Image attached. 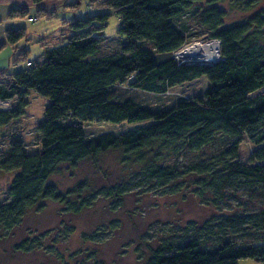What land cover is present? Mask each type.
<instances>
[{
    "label": "trees",
    "instance_id": "16d2710c",
    "mask_svg": "<svg viewBox=\"0 0 264 264\" xmlns=\"http://www.w3.org/2000/svg\"><path fill=\"white\" fill-rule=\"evenodd\" d=\"M214 1L90 0L91 7L110 11L65 22V43L47 49L41 61L28 62L21 53L14 64L26 62V67L0 72V100H13L10 110H0L1 139H9L0 168L13 173L7 187L11 199L0 202V227L18 224L44 200L72 203L76 209L88 202L84 196L93 192H87V180L65 193L50 181L59 165L76 168L84 159L118 149L125 161L135 162L150 181L161 179L164 186L177 176L183 155L202 156L222 140L223 147L209 162H197V171L209 176L221 197L234 183H248L246 198H239L237 211L217 218L219 223H211L213 218L197 226L187 242L159 244L144 264H239L246 258L264 264V7L226 25V12ZM235 1L249 10L262 0ZM25 14L23 9L20 15ZM111 14L120 20L122 45L102 55L100 38ZM187 15L207 30L209 39L220 40L219 61L177 62L174 52L191 42L188 26L180 22ZM6 36L15 45L26 32L12 29ZM200 78L208 82L202 96L180 99L164 109L142 105L120 89L166 95ZM31 92L48 99L35 127L40 134L36 150L26 148L20 130L7 135L1 131L25 114ZM88 122L134 125L87 137ZM244 136L257 146L250 158L255 165L239 160ZM103 190L111 196L121 193L117 186ZM237 235L245 238L238 241Z\"/></svg>",
    "mask_w": 264,
    "mask_h": 264
},
{
    "label": "rangeland",
    "instance_id": "374dc122",
    "mask_svg": "<svg viewBox=\"0 0 264 264\" xmlns=\"http://www.w3.org/2000/svg\"><path fill=\"white\" fill-rule=\"evenodd\" d=\"M213 3L225 10L226 25L244 21L264 7V0L249 10L243 6L242 1L215 0ZM101 11L110 10L100 9L97 5L91 7L90 0H82L77 6L79 17L92 16ZM180 22L188 26L185 33L191 42L209 39V33L199 27L193 15L183 17ZM119 24L117 15L111 14L100 38L102 55L120 49L122 41L117 33ZM52 30L50 34L55 33L56 38L62 41L57 45L66 42L68 29L55 27L50 32ZM39 48L38 43L31 45L30 59H37ZM184 60L194 63L198 58L190 56ZM207 86L208 82L200 78L183 83L166 95L128 87L120 89L131 94L142 105L164 109L180 99L202 96ZM28 101L21 121L12 123L3 131L7 135L20 130L18 134L22 133L20 137L26 148L36 150L40 147V134L35 127L44 117L48 99L31 92ZM11 103L13 106V101ZM137 124L144 125L146 122ZM130 125L134 124L88 122L85 130L87 137H92L102 132L118 133L127 130ZM2 136L3 133L0 134V161L9 148V139L2 140ZM221 141L207 147L202 156L183 155L175 169L177 176L164 186L160 185L161 179L150 181L135 162L125 161L123 152L118 149L84 159L76 168L59 165L50 181L60 191L65 193L80 181L87 180L91 186L87 192H93V195L84 196L88 202L80 209H76L72 203L44 200L30 209L18 224L9 229L0 227V264H144L159 244L180 245L187 242L195 234L197 226L213 218L211 223H219L222 220L217 218L237 211L239 198H246L248 183L242 180L234 183L235 186L233 184L229 191L224 192L225 196L221 197L218 196L220 191H215L209 184V176L197 171V162H209L223 147ZM256 147L244 136L238 151L239 160L255 165L257 162H251L250 158ZM12 176V172L0 168V202L11 199L7 187ZM114 186L121 187L119 195L105 194L104 187ZM243 237L237 235L236 239L240 241ZM215 239L214 235L212 240ZM239 264L261 263L246 258L240 259Z\"/></svg>",
    "mask_w": 264,
    "mask_h": 264
},
{
    "label": "crops",
    "instance_id": "0c3cea01",
    "mask_svg": "<svg viewBox=\"0 0 264 264\" xmlns=\"http://www.w3.org/2000/svg\"><path fill=\"white\" fill-rule=\"evenodd\" d=\"M81 2L82 0H0V72H14L26 67V62L14 64L21 53L28 62L41 61L47 49L62 42L61 39L56 38L55 33L51 35L53 30L51 32L50 30L55 27L65 29V22H70L78 16L77 6ZM23 9L26 10V14L21 16ZM30 18L37 19L30 20ZM19 28L25 30L26 37L12 45L7 40V30ZM37 43L40 46L39 54L37 59L33 60L30 59L29 53L31 45ZM18 121L21 119L11 122L1 131Z\"/></svg>",
    "mask_w": 264,
    "mask_h": 264
},
{
    "label": "built area",
    "instance_id": "2783aa9c",
    "mask_svg": "<svg viewBox=\"0 0 264 264\" xmlns=\"http://www.w3.org/2000/svg\"><path fill=\"white\" fill-rule=\"evenodd\" d=\"M36 19L37 18H30V20H36ZM191 45H199L201 47L212 46L211 47V53H212L211 59L208 56L206 57L201 53L200 55H198V57L193 56L194 58H198V60L194 61V63L211 64L221 59L220 51H219L220 50V40L217 38H211L207 40H200V41L195 40V41L189 42L185 44L183 47H181L180 49H178L177 51H175L174 57L176 58L178 63H183V62L189 63V61L187 62V60H184L185 58H188V57H182L180 55V52L183 49ZM189 64H193V63H189ZM12 101L13 100H0V110H10L12 108V105H11Z\"/></svg>",
    "mask_w": 264,
    "mask_h": 264
},
{
    "label": "bare ground",
    "instance_id": "6f19581e",
    "mask_svg": "<svg viewBox=\"0 0 264 264\" xmlns=\"http://www.w3.org/2000/svg\"><path fill=\"white\" fill-rule=\"evenodd\" d=\"M211 47L212 46L201 47L199 45H191L183 49L180 52V55L182 57H190V56L198 57V55L202 53L204 56L206 57L208 56L211 59L212 58Z\"/></svg>",
    "mask_w": 264,
    "mask_h": 264
}]
</instances>
